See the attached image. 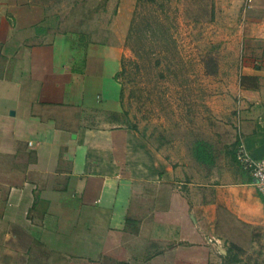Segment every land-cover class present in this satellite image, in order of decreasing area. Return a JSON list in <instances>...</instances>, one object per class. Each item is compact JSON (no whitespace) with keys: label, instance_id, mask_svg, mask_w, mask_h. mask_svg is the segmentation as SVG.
<instances>
[{"label":"crops","instance_id":"0c3cea01","mask_svg":"<svg viewBox=\"0 0 264 264\" xmlns=\"http://www.w3.org/2000/svg\"><path fill=\"white\" fill-rule=\"evenodd\" d=\"M246 3L221 0L239 28L230 107L240 112L228 121L261 160L264 0ZM130 5L120 3L106 42H92L49 31L32 0H0V264H228L242 259L231 246L264 245V200L236 161L235 129L205 144V165L126 126Z\"/></svg>","mask_w":264,"mask_h":264},{"label":"rangeland","instance_id":"374dc122","mask_svg":"<svg viewBox=\"0 0 264 264\" xmlns=\"http://www.w3.org/2000/svg\"><path fill=\"white\" fill-rule=\"evenodd\" d=\"M123 1L132 9L119 82L131 132L151 146L185 147L193 155L197 142L213 144L235 129L228 117L239 80L238 17L221 0H32L49 31L92 42L111 37ZM229 241L242 244L241 236ZM231 247L242 259L228 264H264L259 241Z\"/></svg>","mask_w":264,"mask_h":264},{"label":"built area","instance_id":"2783aa9c","mask_svg":"<svg viewBox=\"0 0 264 264\" xmlns=\"http://www.w3.org/2000/svg\"><path fill=\"white\" fill-rule=\"evenodd\" d=\"M251 0H247L245 7L247 8L250 4ZM239 101H237V106L235 109V115L238 118L239 116ZM236 118V122L234 123V128L238 136L236 151H235V158L238 165L246 171L251 179L253 180L255 189L259 196L264 200V159L255 160L253 159L249 153L244 148L243 144L241 143V136H240V123ZM207 244L213 248L216 252L219 249L220 242L214 239H207Z\"/></svg>","mask_w":264,"mask_h":264},{"label":"trees","instance_id":"16d2710c","mask_svg":"<svg viewBox=\"0 0 264 264\" xmlns=\"http://www.w3.org/2000/svg\"><path fill=\"white\" fill-rule=\"evenodd\" d=\"M195 160L199 163L210 165L212 163L211 156L207 152L206 146L203 143L197 142L194 149Z\"/></svg>","mask_w":264,"mask_h":264}]
</instances>
